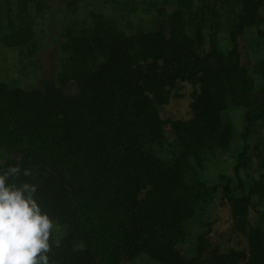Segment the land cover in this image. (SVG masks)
<instances>
[{"label": "trees", "instance_id": "16d2710c", "mask_svg": "<svg viewBox=\"0 0 264 264\" xmlns=\"http://www.w3.org/2000/svg\"><path fill=\"white\" fill-rule=\"evenodd\" d=\"M263 3L0 0V53L16 49L30 79L0 75V171L32 170L20 179L54 218L51 264H264ZM178 81L195 86L190 117L164 119ZM236 136L231 172L207 175ZM216 196L244 260L195 227Z\"/></svg>", "mask_w": 264, "mask_h": 264}, {"label": "rangeland", "instance_id": "374dc122", "mask_svg": "<svg viewBox=\"0 0 264 264\" xmlns=\"http://www.w3.org/2000/svg\"><path fill=\"white\" fill-rule=\"evenodd\" d=\"M261 12L264 14V3L261 7ZM122 22H125L124 17L119 19ZM127 25V24H126ZM131 27L130 23H128ZM128 28V27H127ZM130 30V27L128 28ZM249 39V34H247ZM246 39L241 40V44L246 46ZM242 46L241 47V60L244 64L248 65L252 56L250 52V45L246 46L249 50ZM16 56L17 50L14 48L2 49L0 53V75L5 77L10 81L21 82V83H30V79L21 75L17 71L16 67ZM195 90L194 84L188 81H178L171 89V97L166 103L158 104L160 115L162 118H188L190 117V103L192 101L193 92ZM232 118L236 124V131L240 132L242 129V118L241 112L234 111L232 113ZM259 129V133L264 137V125ZM258 132L256 131L249 138L250 153L252 159V166L250 170H246V173L255 175L257 171V165L259 161L260 151L263 147L262 143L258 142ZM239 140L236 136L231 144L223 150H217L212 156V164L210 166L207 175L215 176L218 172L230 173L232 170V165L235 161V149L238 146ZM258 145V146H257ZM244 172V173H245ZM255 210L251 209V219H255ZM195 227L198 229H207V236L209 237L210 242L217 246L220 250L226 251L229 247L235 246L243 250L245 259L247 244L245 236L236 231L233 227V221L229 206L224 202L223 199L215 197L211 204L206 208L202 215L200 216V221L196 223ZM123 264H145L141 261L136 263L124 261Z\"/></svg>", "mask_w": 264, "mask_h": 264}, {"label": "clouds", "instance_id": "9594fccd", "mask_svg": "<svg viewBox=\"0 0 264 264\" xmlns=\"http://www.w3.org/2000/svg\"><path fill=\"white\" fill-rule=\"evenodd\" d=\"M21 162L0 171V264H51L54 218L37 198L39 185Z\"/></svg>", "mask_w": 264, "mask_h": 264}]
</instances>
